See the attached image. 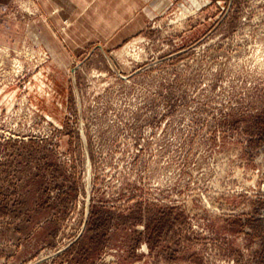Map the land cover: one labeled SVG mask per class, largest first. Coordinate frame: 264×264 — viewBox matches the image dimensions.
I'll list each match as a JSON object with an SVG mask.
<instances>
[{
    "label": "rangeland",
    "instance_id": "rangeland-1",
    "mask_svg": "<svg viewBox=\"0 0 264 264\" xmlns=\"http://www.w3.org/2000/svg\"><path fill=\"white\" fill-rule=\"evenodd\" d=\"M0 264H264V0H0Z\"/></svg>",
    "mask_w": 264,
    "mask_h": 264
}]
</instances>
